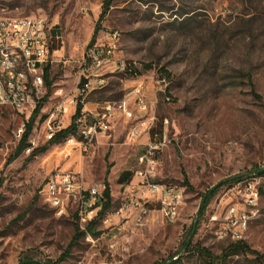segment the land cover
Masks as SVG:
<instances>
[{"label":"rangeland","instance_id":"374dc122","mask_svg":"<svg viewBox=\"0 0 264 264\" xmlns=\"http://www.w3.org/2000/svg\"><path fill=\"white\" fill-rule=\"evenodd\" d=\"M104 2L0 0V17H46L59 38L50 55L52 84L46 85L41 115L78 96L79 65ZM100 28L96 43L108 45L117 34L115 59L140 75L116 73L105 89L90 96L89 110L96 112L99 102L124 100L134 87L145 92L155 105L157 125H163L159 141L167 142L157 157V182L181 195L179 217L168 221L155 204L141 221L136 210L121 211L125 199L138 194V157L146 149L145 136L129 142L132 122L119 120L114 133L99 137L87 153L48 147L42 124H37L30 140H37L34 149L48 150L31 159L33 150L15 156V132L24 116L2 109L0 264L27 259L41 264H156L172 257L179 264H203L184 245L192 241L221 255L232 243L219 236L223 224L211 219L240 203L233 179L264 167V0H116ZM147 65L153 70L147 71ZM161 68L172 75L170 81L163 82ZM73 113L64 116L66 127ZM56 171L79 173L90 187L108 185L113 199V209L94 229L96 236L81 240L64 261L75 237L78 206L60 214L46 203V181ZM128 171L134 178L122 186L119 177ZM219 186L201 214L205 197ZM245 243L264 253V223L249 227ZM255 259L240 255L227 264H259Z\"/></svg>","mask_w":264,"mask_h":264},{"label":"built area","instance_id":"2783aa9c","mask_svg":"<svg viewBox=\"0 0 264 264\" xmlns=\"http://www.w3.org/2000/svg\"><path fill=\"white\" fill-rule=\"evenodd\" d=\"M56 40L59 38L52 35L46 17H0V110L11 109L24 116L22 126L15 132L19 142L33 112L47 94L45 71L49 67L51 53H56L53 50ZM116 40L118 35L114 34L110 44H96L86 52L79 65L78 96L58 102L46 113L41 133L46 142L52 141L71 125L66 127L64 116L69 112L75 115L82 104V117L76 123H83L85 132L69 138L59 147L78 148L81 153H87L98 144L99 137L114 133L119 120L132 122L128 131L129 142L145 136L147 145L144 153L138 157V194L125 199L121 211L136 210L141 221L151 213L149 205L155 204L164 218L175 222L176 209L181 207L182 197L172 187L157 182V157L167 142L164 140L161 143L158 134L152 135L158 122L153 102L146 97L145 92H138V87H134L124 100L96 103L97 111L89 110L91 103L87 102L88 97L105 89L109 79L116 73L120 74L121 63L115 59ZM132 104L136 109L133 110ZM37 124L38 128L41 124ZM29 143L31 147L27 152L34 150L37 140H29ZM261 168L251 171L235 183L233 190L240 203L234 206V212H226L221 218L215 216L211 219L214 223L223 224L219 236L230 240L232 244L246 241V227H251L254 222L264 223L258 218V210H264L261 207L264 179H258ZM105 190L106 186H88L79 173L56 171L47 179L43 193L48 206L60 214H65L74 205L78 206L79 224L84 230L101 210ZM260 256L264 261V253Z\"/></svg>","mask_w":264,"mask_h":264},{"label":"trees","instance_id":"16d2710c","mask_svg":"<svg viewBox=\"0 0 264 264\" xmlns=\"http://www.w3.org/2000/svg\"><path fill=\"white\" fill-rule=\"evenodd\" d=\"M115 2H116V0H105L104 11L100 15V19L98 21L94 35H93L92 40H91L89 47H88L89 49L97 44L96 42H97V38H98L100 30H101V28H100L101 24L104 21L105 17L107 16L108 12L110 11V9L113 7ZM53 50H56V45H55ZM144 68L147 71H151V70H153L154 67L152 65H147ZM159 73L161 75V78L166 80L167 82L172 79V75L165 68H161ZM125 75L126 76L127 75L139 76L140 73L136 69H133V67L130 65V66H127ZM45 79H46L47 86L50 88V86L52 84L50 81V67H48L45 71ZM82 84L83 83L80 84V87L82 86ZM93 94H95V93H93ZM166 95L169 96V90L168 89L166 90ZM90 96L88 97L87 102H89ZM45 101H46V99L42 100V102L38 105V107L33 112L32 116H31V118L27 124L26 132H25L23 138L21 139V141L19 142V145L16 149L15 156H17V157L20 156L25 150H27L28 148L31 147L29 140H30V137L34 131V128H35L37 122L39 124H43L46 121L45 116H42L40 118ZM82 110H83V105L80 104L77 111H76V114L72 118L71 125L68 128L62 130L60 133H58L56 135V137L48 143V147L60 145V144L64 143L66 140H68L69 138L77 136L78 124L76 122L82 117ZM162 126H163L162 124H160V126L158 124L156 129L153 130L152 135L154 136L155 134H157L158 130L160 128L162 129ZM48 147H45L42 150L34 149L31 153L30 158L34 159L40 153L46 152L48 150ZM255 170H258V169H255ZM243 177L244 176L237 177V178L233 179L232 182L237 183ZM258 177H264V168H261L260 171H258ZM133 178H134V173L128 171V172L123 173L119 177L118 183L121 184L122 186H126L133 180ZM220 188H221V186H219L216 189V191L211 192L208 197L207 196L205 197L204 203H203L201 211H200L201 214L205 212L206 207L208 206L209 202L212 200V198L214 197V195L216 194V192ZM0 201H1V195H0ZM112 209H113V199H112V195H111V190H110V187L108 185H106V190L104 192V202L102 203V208L99 211L97 217L92 222L89 223V225L87 226V228L85 230L81 229L80 224H79V217L77 214L75 215V220H76L75 237H74L71 245L69 246V248H70L69 251H67V254L62 257L63 261L66 259V257H68V254L70 253L72 248L75 247L77 244H79V242L81 240L85 239L89 234L96 236V234L94 233V229L107 217V215L111 212ZM193 232H195V228H193ZM183 250L188 252L190 255L197 256L203 262V264H227L231 258L238 257L240 255L255 256L256 257L255 260L259 264H264V261L262 260V257L260 256V254L256 251H253L251 249V247L245 242H239V243H234V244L229 245L227 248H225L222 251L221 255H219V256H214L208 249L202 247L200 244L193 245L192 241L187 242L184 245ZM176 258L177 257H172L169 260L161 261V262H158L156 264H179L180 259H176ZM20 264H41V263H37V262L35 263V262L27 259V260L21 261Z\"/></svg>","mask_w":264,"mask_h":264},{"label":"bare ground","instance_id":"6f19581e","mask_svg":"<svg viewBox=\"0 0 264 264\" xmlns=\"http://www.w3.org/2000/svg\"><path fill=\"white\" fill-rule=\"evenodd\" d=\"M126 68H127V66L121 65L120 71L125 74ZM60 102H65V100H62ZM77 124H78L77 136H79V134L85 132V125H83V123H77ZM258 179H264V177H258ZM172 190L177 192V190L174 187H172ZM228 212H234V207L229 209ZM179 213H180V208H177L176 209V219H178ZM258 218H260V220H264V211L263 210H258ZM248 229H249V227H246V232L248 231Z\"/></svg>","mask_w":264,"mask_h":264},{"label":"crops","instance_id":"0c3cea01","mask_svg":"<svg viewBox=\"0 0 264 264\" xmlns=\"http://www.w3.org/2000/svg\"><path fill=\"white\" fill-rule=\"evenodd\" d=\"M42 111H43V110H42ZM43 112H45V111H43ZM42 116H45V117H46V113L43 114ZM146 145H147V139H146ZM146 145H145V147H146Z\"/></svg>","mask_w":264,"mask_h":264}]
</instances>
